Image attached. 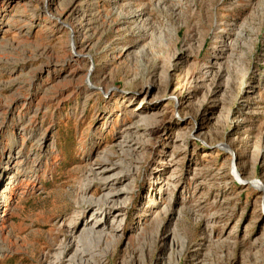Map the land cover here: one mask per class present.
Returning <instances> with one entry per match:
<instances>
[{
    "label": "rangeland",
    "instance_id": "1",
    "mask_svg": "<svg viewBox=\"0 0 264 264\" xmlns=\"http://www.w3.org/2000/svg\"><path fill=\"white\" fill-rule=\"evenodd\" d=\"M9 158L0 264H264V0H0Z\"/></svg>",
    "mask_w": 264,
    "mask_h": 264
},
{
    "label": "bare ground",
    "instance_id": "2",
    "mask_svg": "<svg viewBox=\"0 0 264 264\" xmlns=\"http://www.w3.org/2000/svg\"><path fill=\"white\" fill-rule=\"evenodd\" d=\"M83 32V31H82ZM76 36L78 37V34H81V31H77L76 32ZM74 48H79L81 50L80 47H77V41L73 43ZM89 45V44H88ZM88 45L86 44L85 48H88ZM79 56V55H78ZM89 91L91 89H88ZM107 94V93H106ZM48 130L44 132L42 140L45 141L48 137ZM24 136V134H23ZM49 138V137H48ZM129 136L126 135V137H124V141L123 144L125 145L126 149V153H130L131 152V142L129 141ZM52 146H54V144H51ZM51 146V147H52ZM54 149V147H52ZM126 156V155H125ZM18 159V158H17ZM15 160V159H14ZM19 162H17V164L13 165V161L10 158L7 162H5V164L2 167V172L0 175V184H2L4 181H7V183L5 184L4 187H2V189L0 190V232L4 230V223L6 222L5 219V213L7 211L8 208V203H9V199L10 197H8V194H11L12 191H14V189L17 188V174L18 172H20L19 170L21 169L20 165L18 164ZM98 165H100L101 171H100V176L105 175L108 171H110L109 165H110V160L106 157H104L103 159H101L100 161H98ZM12 166V167H11ZM14 168V172H10L11 169ZM16 175V176H15ZM125 175H121L117 174L113 177H101V182L103 186H109L111 183H117L118 181H120ZM5 179V180H4ZM255 187V186H254ZM123 190H115L112 192H109L108 194L105 195L104 200L102 201V203H97V202H92V201H86L84 202V205L87 206L86 208H92V207H96L95 212H101V215L105 214L108 215L113 209H119L118 211H123V207L119 206L118 208V204H117V199L123 194ZM94 214V213H93ZM95 223H99L98 221H96ZM100 226V225H99ZM93 231V227L90 229L88 235ZM106 236V235H105Z\"/></svg>",
    "mask_w": 264,
    "mask_h": 264
}]
</instances>
